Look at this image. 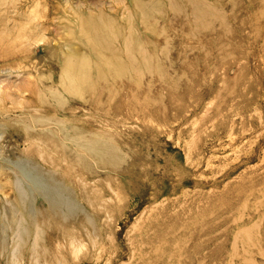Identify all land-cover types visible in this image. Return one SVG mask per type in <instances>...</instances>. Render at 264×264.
<instances>
[{
    "label": "rangeland",
    "instance_id": "obj_1",
    "mask_svg": "<svg viewBox=\"0 0 264 264\" xmlns=\"http://www.w3.org/2000/svg\"><path fill=\"white\" fill-rule=\"evenodd\" d=\"M132 1L0 0V264H264V0Z\"/></svg>",
    "mask_w": 264,
    "mask_h": 264
},
{
    "label": "bare ground",
    "instance_id": "obj_2",
    "mask_svg": "<svg viewBox=\"0 0 264 264\" xmlns=\"http://www.w3.org/2000/svg\"><path fill=\"white\" fill-rule=\"evenodd\" d=\"M134 1V2H133ZM132 3L136 6V5H140V2L139 1H135L133 0ZM138 11V9H137ZM82 26V25H81ZM81 29V28H80ZM83 33L85 34L86 33V27H84L83 29ZM90 50V49H89ZM74 53H71L70 56L66 57L65 59L62 58V83H64L65 85V90L68 89V90H72V89H77L75 88V86H77L76 84L79 83L77 82L79 77H80V74H85V71H86V68H87V65L86 63L88 62V60H85V58H83L84 60L82 61L81 63V73L80 71L79 72H75L74 69H75V66L77 64H79L76 56L72 55ZM56 56V54H55ZM57 57V56H56ZM60 57V56H59ZM82 78V77H80ZM41 91V90H40ZM46 100V99H45ZM55 133V132H54ZM70 143V142H69Z\"/></svg>",
    "mask_w": 264,
    "mask_h": 264
}]
</instances>
